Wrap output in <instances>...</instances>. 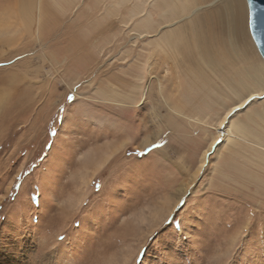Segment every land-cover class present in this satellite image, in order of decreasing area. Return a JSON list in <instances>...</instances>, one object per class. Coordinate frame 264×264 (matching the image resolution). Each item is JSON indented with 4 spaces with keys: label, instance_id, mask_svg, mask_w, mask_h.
I'll return each mask as SVG.
<instances>
[{
    "label": "rangeland",
    "instance_id": "obj_1",
    "mask_svg": "<svg viewBox=\"0 0 264 264\" xmlns=\"http://www.w3.org/2000/svg\"><path fill=\"white\" fill-rule=\"evenodd\" d=\"M28 1L0 0L30 17L0 57V264H264V168L241 141L198 170L224 116L264 135V96L229 116L235 94L160 40L188 19L136 37L131 0Z\"/></svg>",
    "mask_w": 264,
    "mask_h": 264
},
{
    "label": "bare ground",
    "instance_id": "obj_2",
    "mask_svg": "<svg viewBox=\"0 0 264 264\" xmlns=\"http://www.w3.org/2000/svg\"><path fill=\"white\" fill-rule=\"evenodd\" d=\"M20 1L22 2L18 4L19 6L29 2L28 0ZM124 1L130 2V0ZM131 2V5L127 7L128 18L124 23L127 25L132 22V26L129 27L128 24L127 28L135 31L136 37H151L158 33L160 26H174L176 22L188 19L187 22L179 26L176 25V28L165 33L160 40L162 44L172 48V54L178 58V63L186 64V68L191 73L197 75L201 64L211 70L217 79L235 94V103L227 109L228 113L233 115L235 114L233 109L241 110L251 100L264 96V59L249 35L246 0H131ZM25 6H21L20 9L9 7L2 9V14H0V57L19 38L23 23L30 22L28 5ZM155 15L162 16L167 20L161 24L159 19L154 18ZM168 16H172L171 19ZM158 34L160 35V33ZM160 48H162L161 44ZM250 97L251 99H249ZM246 100L247 104H245ZM242 105L243 107H241ZM153 114L156 116L155 111ZM258 114L261 117L260 120L264 122V111ZM223 119H226V126L223 127V130L220 127L223 120L216 126V134L211 135L210 141L203 147L198 170L207 161L208 151L214 149L215 154L218 155L222 149L236 146V144L238 146L241 141L245 142L246 148L240 150L235 147L234 151L242 160H247L256 166L261 164L259 167L264 168V143L261 141L264 135L257 137L249 135L244 126L242 127L243 124L237 127L232 119L226 116ZM151 139L149 135L146 136L141 145L148 144ZM112 145L93 151L86 159L83 170L78 174L79 187L86 185L90 176L120 148L119 145ZM248 148L251 155H249ZM249 175H253L252 179L263 184V179L257 174L258 177L252 172ZM179 193L182 194L181 191ZM179 197L180 195L176 196V200ZM165 206L166 208L163 209L167 212L171 209L172 204L169 203Z\"/></svg>",
    "mask_w": 264,
    "mask_h": 264
},
{
    "label": "water",
    "instance_id": "obj_3",
    "mask_svg": "<svg viewBox=\"0 0 264 264\" xmlns=\"http://www.w3.org/2000/svg\"><path fill=\"white\" fill-rule=\"evenodd\" d=\"M250 36L264 59V0H246Z\"/></svg>",
    "mask_w": 264,
    "mask_h": 264
},
{
    "label": "snow or ice",
    "instance_id": "obj_4",
    "mask_svg": "<svg viewBox=\"0 0 264 264\" xmlns=\"http://www.w3.org/2000/svg\"><path fill=\"white\" fill-rule=\"evenodd\" d=\"M249 99H251V97H250ZM247 103H248V101L246 100V101H245V104H247ZM241 107H243V105H242ZM232 111L235 112L236 109H233ZM231 114H232V113H229V116H231ZM224 126H225L224 124H221V125H220L221 128H223Z\"/></svg>",
    "mask_w": 264,
    "mask_h": 264
}]
</instances>
